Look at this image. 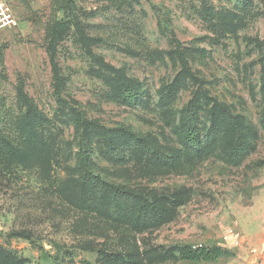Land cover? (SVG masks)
I'll use <instances>...</instances> for the list:
<instances>
[{"label":"rangeland","instance_id":"374dc122","mask_svg":"<svg viewBox=\"0 0 264 264\" xmlns=\"http://www.w3.org/2000/svg\"><path fill=\"white\" fill-rule=\"evenodd\" d=\"M51 1L0 0L15 23L0 30V149L11 133L24 161L0 175V264H246L264 241V0H136L121 11L80 0L59 16V98L45 42ZM18 76L31 108L19 100ZM190 101L201 132L214 106L242 118L249 150L240 165L221 155L229 128L202 158L182 144ZM129 134L141 151H127ZM82 135L107 181L174 199L168 218L146 225L76 207L62 186L82 174ZM176 244L233 256L164 254Z\"/></svg>","mask_w":264,"mask_h":264},{"label":"trees","instance_id":"16d2710c","mask_svg":"<svg viewBox=\"0 0 264 264\" xmlns=\"http://www.w3.org/2000/svg\"><path fill=\"white\" fill-rule=\"evenodd\" d=\"M78 1L80 0H52L49 18L45 28L46 52L52 70L54 93L58 98L60 97L63 86V79L56 60V48L61 26L59 16L71 10ZM105 1L108 7L121 11L123 7L136 0ZM16 82L18 97L21 104L27 109L31 108L33 104L24 93L23 78L18 76ZM77 116L80 121V126L85 129L86 121L84 117L80 113H78ZM221 121L223 124L220 123ZM10 126L11 125H9V128ZM181 127L182 144L184 143L187 149H190L199 158L215 150L217 139L221 135L223 127L229 128L231 132L230 146L222 151L221 154L223 160L232 166H237L240 165L247 156L249 145L246 139L243 120L226 108H219L218 110L214 106L210 112L206 131L201 132L197 124V105L195 102L190 101L182 112ZM10 134H8L9 139L13 140L15 135L12 137ZM11 140H6V150L5 148L0 149V175L1 172L10 173L13 169L24 164V161L19 157L21 146H23L22 142H12ZM126 146L128 152L137 153L141 151L144 144L141 138L135 134H129ZM108 154L114 158H121L124 156V151L119 148H110ZM154 157L155 160L163 166H169L171 161H173L172 155L163 151H156ZM79 162L82 168V174L78 181L62 186L64 193L76 207L89 211L100 210L111 218L131 215L135 220L146 225L159 224L168 218L170 207L175 203L174 199L167 196L138 193L109 182L103 176L96 173L92 167L93 159L84 135H82L80 141ZM164 252L165 255L177 253L178 258L186 262H214L222 257L233 256L230 251L221 247L193 248L183 244L167 247ZM7 256H9V254H7ZM43 260L47 262L45 264H56L55 262L51 263L48 259L45 260V258ZM15 261L16 259H13L12 264ZM123 261L126 262L125 264H130L126 258ZM15 264L20 263L18 262Z\"/></svg>","mask_w":264,"mask_h":264},{"label":"crops","instance_id":"0c3cea01","mask_svg":"<svg viewBox=\"0 0 264 264\" xmlns=\"http://www.w3.org/2000/svg\"><path fill=\"white\" fill-rule=\"evenodd\" d=\"M264 241L260 243L259 247L254 249L257 250V254H251L248 257L246 264H264Z\"/></svg>","mask_w":264,"mask_h":264},{"label":"built area","instance_id":"2783aa9c","mask_svg":"<svg viewBox=\"0 0 264 264\" xmlns=\"http://www.w3.org/2000/svg\"><path fill=\"white\" fill-rule=\"evenodd\" d=\"M15 23H14V21H13V19L11 18V16L10 15H8V14H6L1 8H0V30L1 29H3V28H5V27H10L11 25H14ZM227 238H225V240H226ZM193 248H195V247H193ZM263 251H264V249H263ZM257 252V250H252L251 251V254H257L256 253Z\"/></svg>","mask_w":264,"mask_h":264}]
</instances>
